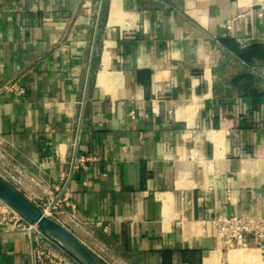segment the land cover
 <instances>
[{
    "label": "crops",
    "instance_id": "1",
    "mask_svg": "<svg viewBox=\"0 0 264 264\" xmlns=\"http://www.w3.org/2000/svg\"><path fill=\"white\" fill-rule=\"evenodd\" d=\"M0 152L105 264H264L213 224L264 218V0H0Z\"/></svg>",
    "mask_w": 264,
    "mask_h": 264
},
{
    "label": "built area",
    "instance_id": "2",
    "mask_svg": "<svg viewBox=\"0 0 264 264\" xmlns=\"http://www.w3.org/2000/svg\"><path fill=\"white\" fill-rule=\"evenodd\" d=\"M6 90L15 91L14 85H7ZM18 94H23V89H17ZM0 178L17 191L26 176V170L16 162L8 161L7 156L0 152ZM61 200L52 194L47 199L35 203L47 216L63 225L60 221L62 211ZM217 230V239L225 250L249 247H261L264 243V218L255 219L248 216H218L213 219ZM0 226L10 231L24 233L30 236L34 244L36 264H75L70 255L60 257L52 253L50 244L60 247L50 236L46 235L37 224L31 223L18 211L0 198ZM64 226V225H63ZM65 227V226H64ZM66 228V227H65ZM67 229V228H66Z\"/></svg>",
    "mask_w": 264,
    "mask_h": 264
},
{
    "label": "water",
    "instance_id": "3",
    "mask_svg": "<svg viewBox=\"0 0 264 264\" xmlns=\"http://www.w3.org/2000/svg\"><path fill=\"white\" fill-rule=\"evenodd\" d=\"M0 198L31 223L50 236L78 264H105L68 229L47 217L43 211L23 194L0 178Z\"/></svg>",
    "mask_w": 264,
    "mask_h": 264
}]
</instances>
